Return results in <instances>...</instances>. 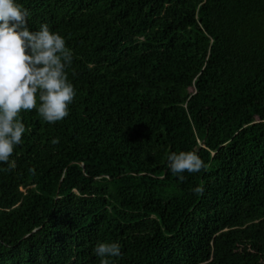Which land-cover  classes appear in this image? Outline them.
Instances as JSON below:
<instances>
[{"label": "trees", "instance_id": "16d2710c", "mask_svg": "<svg viewBox=\"0 0 264 264\" xmlns=\"http://www.w3.org/2000/svg\"><path fill=\"white\" fill-rule=\"evenodd\" d=\"M14 2L65 39L75 95L18 116L0 264H101L100 243L108 264H264V0ZM181 152L206 166L174 174Z\"/></svg>", "mask_w": 264, "mask_h": 264}, {"label": "clouds", "instance_id": "9594fccd", "mask_svg": "<svg viewBox=\"0 0 264 264\" xmlns=\"http://www.w3.org/2000/svg\"><path fill=\"white\" fill-rule=\"evenodd\" d=\"M28 9L14 0H0V162L9 164L14 146L22 143L25 125L18 119L21 111L37 107L38 113L49 123L61 121L69 115V105L75 95L68 81L66 69L72 63V52L65 39L52 32L47 24L39 31L27 25ZM59 139L52 140L57 144ZM174 174L197 173L206 165L192 152L173 153L168 157ZM183 179V176H180ZM197 194L203 189L197 187ZM94 253L101 257V264H108L105 257L121 255L118 243H100Z\"/></svg>", "mask_w": 264, "mask_h": 264}]
</instances>
